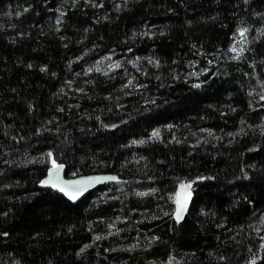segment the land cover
Listing matches in <instances>:
<instances>
[{"label":"trees","instance_id":"trees-1","mask_svg":"<svg viewBox=\"0 0 264 264\" xmlns=\"http://www.w3.org/2000/svg\"><path fill=\"white\" fill-rule=\"evenodd\" d=\"M262 97L264 0H0V264H264Z\"/></svg>","mask_w":264,"mask_h":264},{"label":"snow or ice","instance_id":"snow-or-ice-1","mask_svg":"<svg viewBox=\"0 0 264 264\" xmlns=\"http://www.w3.org/2000/svg\"><path fill=\"white\" fill-rule=\"evenodd\" d=\"M241 34L246 32V29H240ZM148 35H153V33H148ZM235 51V49H233ZM159 61H157V64ZM139 86V85H138ZM264 98V97H262ZM154 136H158V131L153 133ZM139 142V141H138ZM51 156V153H48ZM51 168L48 169V176L44 179H40L39 183L43 186H50L54 189H58L61 193H64L72 200H76L78 196L87 188V186L93 181L102 179V177L97 176H89L83 177L81 179H73V180H65L61 175V170L64 168V165L58 163L55 158L51 160ZM103 179H108V177H104ZM111 179H116V177H111ZM191 181L181 182V189L184 190L183 199L176 200V210L175 216L177 220L182 219V214L187 209L188 200L191 197ZM180 195L179 193L177 194ZM4 235H8V233H4Z\"/></svg>","mask_w":264,"mask_h":264},{"label":"water","instance_id":"water-1","mask_svg":"<svg viewBox=\"0 0 264 264\" xmlns=\"http://www.w3.org/2000/svg\"><path fill=\"white\" fill-rule=\"evenodd\" d=\"M60 175L65 179V180H73V179H81L83 177H89V176H97V177H102V179L93 181L92 183H90L87 188L78 196V198L76 200H72L71 198H69L67 195H65L64 193H61L58 189H54L50 186H43L42 188L47 189V190H52L55 192H58L59 194L63 195L64 197H66L70 202L72 203H77L80 200H82L84 197H86L89 193H91L95 188H97L98 186L109 182V181H113L115 179H111V177H116L114 174L112 173H92V174H88V175H79V176H74V177H67L66 176V168L64 166V168L61 170ZM48 176V172L46 174V176L44 178H46ZM104 177H108V179H103Z\"/></svg>","mask_w":264,"mask_h":264},{"label":"rangeland","instance_id":"rangeland-1","mask_svg":"<svg viewBox=\"0 0 264 264\" xmlns=\"http://www.w3.org/2000/svg\"><path fill=\"white\" fill-rule=\"evenodd\" d=\"M116 65L117 64H114L113 62L110 63L109 59H105L103 61L95 62L94 64H92L93 67L90 69V71H92L93 69H97L99 71H107L108 69L113 68ZM102 89L105 94H119V93L131 92L137 89V87L131 81H128L127 83H120L115 86L104 85L102 86ZM77 94L78 97L83 96V94L80 92H78Z\"/></svg>","mask_w":264,"mask_h":264}]
</instances>
